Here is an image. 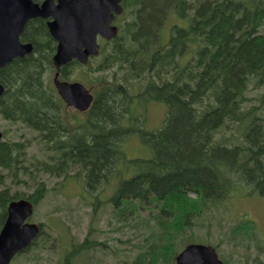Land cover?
<instances>
[{"label": "trees", "instance_id": "obj_1", "mask_svg": "<svg viewBox=\"0 0 264 264\" xmlns=\"http://www.w3.org/2000/svg\"><path fill=\"white\" fill-rule=\"evenodd\" d=\"M122 5L118 35L104 40L90 61L99 86L82 120L69 126L59 113L61 99L53 101L44 84L49 66L42 55L52 47L41 43L46 33L41 18L29 20L21 36L34 44L33 52L0 67L5 87L0 111L43 135L56 155L53 163H42L43 170L64 176L72 169L85 172L89 192L110 176L120 178L110 201L121 219H128L123 223L137 205L149 208L154 220L156 239H142L138 253H152L155 262L172 261L175 248L168 243L185 238L203 210L220 206L238 185H246L250 171L259 170L253 182L264 187V127L253 108H242L250 80L264 83V0H122ZM172 14L177 21L163 42L161 32ZM75 66L84 67L73 63L61 74ZM152 102L167 109L162 127L141 132L154 155L128 158L124 142L140 129L138 113ZM225 128L231 136L218 135ZM229 140L240 141L230 149ZM25 149L24 143L0 142V229L9 200L24 197L36 205L46 190L43 181L27 194L7 184L26 171ZM119 165L129 176L119 173ZM244 225L234 231L252 226L248 220ZM44 233L42 227L22 253L42 248ZM86 238L65 244L56 264H71L73 253L77 257L96 246Z\"/></svg>", "mask_w": 264, "mask_h": 264}, {"label": "rangeland", "instance_id": "obj_2", "mask_svg": "<svg viewBox=\"0 0 264 264\" xmlns=\"http://www.w3.org/2000/svg\"><path fill=\"white\" fill-rule=\"evenodd\" d=\"M119 21L121 22V19ZM176 21L173 14L166 19L161 32L163 42L168 40L170 26ZM97 41L100 45L102 44L101 39ZM93 66L94 62H90L85 67L75 66L70 72L69 79L81 81L90 92H93L99 86L93 78ZM257 82L255 79L250 80L245 92L248 99L242 104V108L244 110L253 108L252 111L256 117L261 118L264 127V101L262 100L264 83L257 84ZM166 110L164 103L152 102L146 105L144 112L138 113L137 120L140 129L135 130L123 145L128 158L153 157V149L147 144L146 139H142L141 132H154L162 127ZM64 114L66 119L71 121L69 126L75 123V119L82 120L85 117V112L72 108L66 109ZM25 126L23 123H7L0 117V131H3L7 138L22 140L26 145L23 156L26 171L19 170L18 176L10 178L7 184L12 191L27 194L33 192L37 183L44 182L46 190L34 207L31 221L42 224L45 233L40 237L39 242L45 245L42 248L17 255L15 259L13 258V264H56L64 245L70 242H80L89 231H91L90 238L103 241L106 249H97L90 253L85 258V262H88L90 255L97 263L100 261L112 264L121 258L130 261L135 255L140 254L138 252L141 251L142 239L146 237L151 241L156 239L153 235L154 220L150 216L152 212L149 208L137 205L138 207L130 215L132 219L126 223L115 222L112 218V205L108 200L120 178L110 176L106 183L101 184L100 193H97L98 200L95 193L91 194L88 191L85 172L77 175L72 169L68 176H64L57 172L43 170L42 163H53L56 155L39 140L37 132ZM230 131L225 128L218 132V135L229 136ZM239 141H227L228 148L232 149V144ZM124 169L122 165H119V173L123 174V177L129 176L128 170ZM12 173L13 171L10 172ZM246 194H248L247 186L238 185L235 193H231L224 199L220 206L207 207L203 210L195 217L191 228L186 229L185 238L177 237L173 242L168 243L175 248L173 260L161 263H173L177 253L191 242L209 244L214 246L217 253H238L240 257L243 253H264L262 210L259 202L256 199H248ZM94 201L98 202L97 211H94V206L91 204ZM249 218L256 220V225L249 221L252 224L251 227H243L234 231L237 225H244L245 219ZM127 220L124 219L123 222ZM50 236L55 240L48 241ZM260 249L263 252H258ZM145 254L153 255L152 253Z\"/></svg>", "mask_w": 264, "mask_h": 264}, {"label": "water", "instance_id": "obj_3", "mask_svg": "<svg viewBox=\"0 0 264 264\" xmlns=\"http://www.w3.org/2000/svg\"><path fill=\"white\" fill-rule=\"evenodd\" d=\"M122 0H0V67L14 57L31 50V44L20 42L19 34L30 18H46L47 28L57 41L53 63L59 68L77 59L85 64L98 54L97 36L115 38L118 26L112 24L123 11ZM264 73V71H263ZM60 97L67 105L85 111L92 105L93 94L79 81L53 79ZM4 91L0 83V96ZM1 137V132H0ZM33 212L27 198L10 200L0 230V264H11L15 253L26 248L37 237L40 225L26 221ZM177 264H221L214 247L203 243L187 244L175 257Z\"/></svg>", "mask_w": 264, "mask_h": 264}, {"label": "flooded vegetation", "instance_id": "obj_4", "mask_svg": "<svg viewBox=\"0 0 264 264\" xmlns=\"http://www.w3.org/2000/svg\"><path fill=\"white\" fill-rule=\"evenodd\" d=\"M35 1L40 3L42 0H35ZM54 1H56V0H54ZM118 16L119 15L115 16L114 21L112 22V24L116 25V18ZM36 18H41V17H35V18L28 19L26 21V23L24 24L22 31L19 34L20 42L23 43V44H31V50L29 52H26L23 56H17V57H20V58L24 57L25 55H28V54L32 53L33 50H34V47H35L34 44L29 39L22 38L21 36H22V32H23L24 27L27 24V22L29 20H34ZM41 19L45 20V23L47 22L46 18H41ZM45 29H46V33L44 35L40 36V38L43 39V41H41V43L47 42L49 45H51L52 49L49 48L48 50H45L44 54L42 55V58H44V62L49 66V68L45 70V72L43 74V77H44V84L46 85V87H48L49 94L51 95L52 100L55 101L56 99H61L59 94H58V92H57V90H56L54 82H53L55 73L58 72V79L59 80H61V81H63V80L69 81L70 80L69 79V77H70L69 73L67 74V76L61 74L63 68L64 67H68L69 65H71L73 63H75L76 65H82V66L85 67V66H87V63L89 62L90 59L85 64L81 63L77 59H72L68 63H66L64 65H61L59 68H57L54 65L53 60H52L53 55H54V53L56 51V48H57V41L51 36V34H50V32H49V30L47 28V25L45 26ZM98 39L102 40L103 38L101 36H98ZM17 57H14V58H17ZM61 102H62V105H58L59 113L64 114V111L66 109H68V108L75 109L74 107L65 105V103L63 102L62 99H61ZM0 117L2 118V120H4L7 123H12V124H14V123H23L21 120L6 117L4 115V112H1V111H0ZM61 118H62V115H61ZM23 124L26 125L25 126L26 128L37 132L39 140L41 142H43V143L45 142V140H43L44 139L43 135L39 133L40 131L36 130V128H34V127H31V126L27 125L26 123H23ZM68 130H70L69 127H68ZM0 142H4V143H7V144H11V145L15 144V143H22V144L24 143L25 144V142L22 141V140H15V139L12 140V139L7 138L3 131H1ZM250 157L251 156L247 157L248 158L247 162H251L250 161V159H251ZM246 164H247L248 167H251V165H252L251 163H246ZM260 167L264 171V155H262V159L260 160ZM6 173H8V172L6 171ZM250 174L252 175V177L247 179V181H246V186L248 188V194H246V195H248V199H250V200L251 199H256L259 202L261 210H262L263 219H264V187H262V185L258 187L257 184L254 185V182H253L254 178H256V174L259 175L260 172H259V170L255 169V170H252V172L250 171ZM99 188H101V187H99ZM99 188L95 189L94 191H90L89 193H97V192L100 193L99 192L100 191ZM89 189L90 188H88V190ZM114 191H113V193H114ZM112 196H113V194L111 195V197L108 200L111 203V205H112V213H111V215L113 214L112 218L115 220V222H118V223L122 222L123 223V220L121 219L120 214H117V210L119 208L116 207L117 206L116 203L114 204L113 202L110 201ZM95 197L98 198V196L96 194H95ZM98 200H99V198H98ZM97 203L98 202H95V201L93 203H91L94 206V209H95L94 211H97V209H98ZM246 220H249L251 223H254L256 225V220H254L252 218H249V219H246ZM90 232L91 231H89L87 236H86L87 237L86 241L89 242V241L92 240V241H94L96 243V246L90 247L89 249L85 250L84 253H79V255L77 257H75V253H73V258H72L71 264H108V263H105V262H100L99 261L97 263V262L93 261L92 260L93 258H92L91 255L88 258V262L84 261L85 258L90 253L95 252L97 249H100V250H102V249L105 250L106 249L105 248L106 245H105V243L103 241H97L95 239L90 238ZM258 252H263V250L260 249V251L258 250ZM115 254H117V253L115 252ZM82 257H84V259H82ZM216 257L221 262V264H264V253H243L241 257L238 255V253H226V254H224V253H216ZM112 264H165V263L153 261V255L149 256V255H146L145 253H140V254L135 255L130 261H128V260H126L124 258H121V259H118L116 262H114ZM171 264H177V263L174 260V262L171 263Z\"/></svg>", "mask_w": 264, "mask_h": 264}, {"label": "bare ground", "instance_id": "obj_5", "mask_svg": "<svg viewBox=\"0 0 264 264\" xmlns=\"http://www.w3.org/2000/svg\"><path fill=\"white\" fill-rule=\"evenodd\" d=\"M2 67V66H1Z\"/></svg>", "mask_w": 264, "mask_h": 264}]
</instances>
